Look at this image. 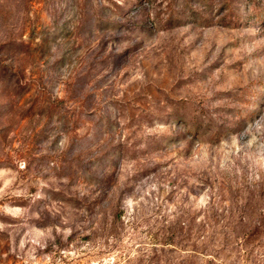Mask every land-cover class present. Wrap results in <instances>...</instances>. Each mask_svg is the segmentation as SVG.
Masks as SVG:
<instances>
[{"label":"rangeland","instance_id":"1","mask_svg":"<svg viewBox=\"0 0 264 264\" xmlns=\"http://www.w3.org/2000/svg\"><path fill=\"white\" fill-rule=\"evenodd\" d=\"M264 0H0V264H264Z\"/></svg>","mask_w":264,"mask_h":264},{"label":"trees","instance_id":"2","mask_svg":"<svg viewBox=\"0 0 264 264\" xmlns=\"http://www.w3.org/2000/svg\"><path fill=\"white\" fill-rule=\"evenodd\" d=\"M261 222L264 220V216L260 219ZM253 234H261L262 232H264V228L262 225H254L253 226ZM226 264V263H223Z\"/></svg>","mask_w":264,"mask_h":264}]
</instances>
